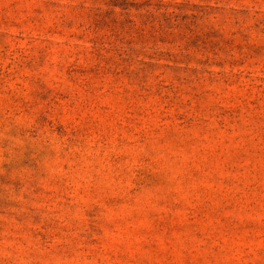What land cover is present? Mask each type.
<instances>
[{
    "label": "rangeland",
    "instance_id": "obj_1",
    "mask_svg": "<svg viewBox=\"0 0 264 264\" xmlns=\"http://www.w3.org/2000/svg\"><path fill=\"white\" fill-rule=\"evenodd\" d=\"M0 264H264V0H0Z\"/></svg>",
    "mask_w": 264,
    "mask_h": 264
}]
</instances>
